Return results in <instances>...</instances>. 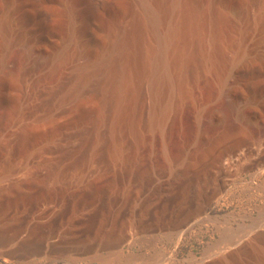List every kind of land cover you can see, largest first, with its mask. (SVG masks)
<instances>
[{"label": "rangeland", "instance_id": "obj_1", "mask_svg": "<svg viewBox=\"0 0 264 264\" xmlns=\"http://www.w3.org/2000/svg\"><path fill=\"white\" fill-rule=\"evenodd\" d=\"M150 1L154 27L141 0H0L11 237L0 250L21 256L9 264H204L231 239L247 245L229 264H264V235L251 237L264 224V0ZM173 12L180 79L172 91L161 80L154 96L156 34ZM114 219L123 239L103 248ZM36 221L51 252L21 243ZM71 238L89 247L71 250Z\"/></svg>", "mask_w": 264, "mask_h": 264}, {"label": "bare ground", "instance_id": "obj_2", "mask_svg": "<svg viewBox=\"0 0 264 264\" xmlns=\"http://www.w3.org/2000/svg\"><path fill=\"white\" fill-rule=\"evenodd\" d=\"M141 1H142V7H143V11H144V19L143 20L146 22V24L152 25V27H154L155 24H157L159 21H161L160 20L161 18L159 16V13H161V12H159L158 9H156V6L153 5V3L150 0H141ZM176 2H177V0H176ZM173 8L174 7H172V9ZM175 10H176V6H175ZM173 14H174V12H173ZM175 14H176V12H175ZM175 14H174V17L171 14V17H173V18L169 22H167L164 25V27L162 28V30L158 31L156 34V38H157V43H156L157 47L156 48H157V50H156L155 61H157V63L154 65L152 63L153 70L150 72L151 73L150 74V76H151L150 83H151V88L154 90L153 91L154 96H155V89L158 91V88H159L158 86H159V83L161 80H166V82H167L166 85H167L168 89L170 88L169 90L172 91L174 86L176 84H178V82H179L178 79H180L179 72L177 71L181 67L180 63L178 64V61H177L178 57L177 58L173 57L175 60L174 59L172 60V57H170L168 55L170 53V51H172L171 48L174 45V42L176 41L177 33L180 31V30L178 31V25L179 24H178V20L175 19V17L177 18V16ZM145 51H144V53H145ZM145 56H146V54H145ZM144 58H146V57H144ZM145 60L142 61L143 62L142 65H144V66L148 63V61L146 60L147 61V63H146ZM149 62H151V61H149ZM101 63H102V60L99 58V59L95 60L94 65H98ZM142 65H141L142 69H140V70L145 71L144 70L145 67ZM170 96H169V98H170ZM157 97H158V95H157ZM172 98H171V100H173ZM170 102H172V101H170ZM170 102H169V100H168V103L165 102V105L162 106V108H161L160 114L165 113L167 111L168 107L171 106ZM157 122L160 123V119H158ZM31 162H32V159L25 156L21 160H19L18 163L14 167H9L8 169L6 168V170L3 173V176H11L15 173V171L17 169L24 168L27 165H29ZM130 177L132 178L131 181L144 182V178L140 177L139 175L135 174L134 172L130 173ZM16 183H18V186L24 185V181H18ZM23 192L27 193L28 190L24 189ZM7 193H9V189H6V190L1 189L0 190V247H5V245H7L11 240L10 239L11 237L10 238L8 237L9 230L6 228L5 221H3L4 215H5L3 209L6 207L3 204V202H4L3 194H7ZM51 196L54 200V206H55L54 208H58V206L60 204H62L61 197L57 196L54 193H52ZM189 196H190V185H188L186 187V189H183L179 202L182 204L188 203ZM109 225L110 226L105 231V233L102 234V236H101L102 238L100 239V246L103 248L107 247L109 244H111L113 246H119V244L121 243V241L123 239V234H122L123 224L114 219V221H112V223H109ZM179 226L180 225H176L174 227L175 231L176 230L178 231ZM254 228H256V227H254ZM26 229L29 232V236L27 235L28 237L27 238L24 237L25 240L23 239V242L21 241L24 249L29 248V247H31V248L34 247V248H37L39 250H46V251L51 252V250H53L56 247L55 246L56 242L54 243L53 241H50V236L48 234H46V233L45 234L44 233L39 234V235L36 234V233H38V232H36V230L41 229V225L39 224V222L36 221V222H33V223L27 225L25 230ZM251 235H249V236H251L253 240L263 236L264 235V224H262V228L257 227L256 229H254L251 232ZM248 239L251 240V238H248ZM70 240H71L70 242H68V243H66V245L65 244L64 245L68 246L71 250L74 248L76 249V243H78V242L80 243V245L84 249L89 247V244H88L89 239L88 240L85 239L86 241H83V240L77 241V240H74V238H71ZM231 240L230 241L228 240L229 245H226L225 247H223L224 249H220L218 254H216V255L214 254V257L212 256L213 258H211V260L209 262H204V264H217L219 261H225L227 264L234 263V260L235 259L237 260V257L239 258L238 255L241 253V251H242L241 254H243L244 247L246 248L245 245H247V244H245L246 241L243 242L240 240H234V241L233 240L231 241ZM62 245L60 244V246H62ZM53 246H55V247H53ZM1 249L2 250H0V253L3 255V260H4L5 264H9L12 261H14L17 257L18 258L21 257V256L15 255L13 252L10 251V249L9 250L4 249V248H1ZM57 249H59V248H57ZM101 258H103V260H105L106 256H101ZM236 262L237 261H235V264H236Z\"/></svg>", "mask_w": 264, "mask_h": 264}]
</instances>
